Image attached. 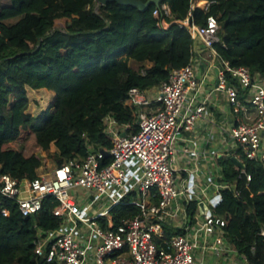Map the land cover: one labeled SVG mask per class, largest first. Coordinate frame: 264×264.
<instances>
[{"label": "trees", "instance_id": "trees-1", "mask_svg": "<svg viewBox=\"0 0 264 264\" xmlns=\"http://www.w3.org/2000/svg\"><path fill=\"white\" fill-rule=\"evenodd\" d=\"M165 3L173 14L167 30L158 29L154 6L141 12L117 2L97 8L96 0H0V176L21 182L37 178L45 162L40 154L52 145L57 166L86 157L88 144L110 151L108 115L128 126V133H137L138 108L129 92L159 86L173 69L192 62L194 42L178 26L192 8L199 24L208 15L218 18L221 43L216 48L223 59L254 75L264 73V0ZM35 90L54 96L52 107L37 117L26 113L28 92ZM232 158L218 160L221 181L236 184L242 194L223 191L214 213L227 220V238L238 254L248 264H264V167L242 159L252 176L248 184ZM0 201V264H49L35 254L34 242L39 231L61 227L62 219L54 215L56 200L45 199L31 218H24L15 202L1 196ZM197 210V202L189 205L192 220ZM139 214L133 205L112 210L116 226Z\"/></svg>", "mask_w": 264, "mask_h": 264}, {"label": "built area", "instance_id": "built-area-1", "mask_svg": "<svg viewBox=\"0 0 264 264\" xmlns=\"http://www.w3.org/2000/svg\"><path fill=\"white\" fill-rule=\"evenodd\" d=\"M96 3L98 8L100 4L97 0ZM153 16L158 29L167 30L171 26L173 14L165 1L155 7ZM178 26L188 32L194 47L199 42L209 52L210 67L217 71L213 90L202 95L194 49L192 62L173 69L161 85L130 90L132 104L138 108L137 133H128V126L120 125L111 115L104 119L105 133L112 139L110 151L88 144L86 157L66 161L31 181L0 176V196L15 202L24 218L36 216L45 199L56 200L54 215L62 219L61 227L39 231L34 242L35 254L47 263L198 264L199 245L192 235L168 239L165 235V226L182 212L183 206L178 205L180 198L185 199L186 210L193 202L199 208L201 202L206 203L208 209L200 216L205 237L201 249H211L217 257L221 256L219 247L227 239L228 222L214 210L222 202L223 191H232L239 198L242 190L236 184L221 181L223 172L218 160L233 157L242 164L244 159L264 167V73L254 75L249 68L234 67L221 57L216 48L221 43L216 16L208 15L205 23L199 24L194 20L192 8ZM214 95L223 99L213 100ZM218 103L226 107L221 112L222 121L216 120L212 113ZM202 122L208 126L209 140L216 141L219 147L213 154L215 165L210 167L215 171L205 182L209 186L200 190L198 153L191 146L179 149L178 143L192 144L182 134L193 133ZM178 152L183 164L180 177L175 170ZM187 157H193L194 168L186 167ZM108 158L110 161L106 163ZM242 176L246 177V183L252 182L246 165L241 169ZM210 187L215 189L213 197L207 193ZM76 191H82L84 197ZM132 195L134 198L125 202ZM99 200L106 202L107 208L91 214ZM120 204L136 206L140 214L116 226L112 210ZM183 229H189L187 216ZM261 234L264 236V227ZM211 237H215V244H211ZM157 239L165 241L167 251L158 246ZM242 259L248 264L245 257Z\"/></svg>", "mask_w": 264, "mask_h": 264}, {"label": "crops", "instance_id": "crops-1", "mask_svg": "<svg viewBox=\"0 0 264 264\" xmlns=\"http://www.w3.org/2000/svg\"><path fill=\"white\" fill-rule=\"evenodd\" d=\"M195 51H196V55H195L194 62H195L196 69H197L198 74H199L200 83L202 85V88H201L202 95H205L214 89V87L217 83V71L215 68L210 67V64H211L210 63L211 62L210 54L208 51H206L204 49V47L201 43H199V42L196 43ZM146 65L148 67H151L153 65V63H147ZM29 92H28V95H29ZM40 92L43 94H46V95H50V93H48L46 90H43ZM215 98L223 99V96L214 95L212 99L215 100ZM225 109H226V107H225V104H223V103L220 105L218 103L217 107L212 109V113H213L216 120L222 121V113L221 112H223V110H225ZM182 137L184 139H191L193 141L192 144L179 141L178 147H179V149H180V146L181 147L191 146L192 148H195V150L198 153V164L200 166V171H201L200 180L202 182V183H198V186H199L200 190L206 189L209 186V183H205L206 180L208 179L207 177L210 175V173L212 174V172L215 171V169L214 170L210 169V167L214 166L215 162H216L214 157H213L214 156L213 154L218 149L219 146L216 143V141L209 140V138H208L209 137L208 126L203 122L197 126V129L193 133H183ZM180 156H181L180 152H178V162L175 165L176 175H178V177H180V166L183 167V164L180 163ZM184 157H185V155H183L181 157V159ZM187 158H188V163H187L186 167H188L189 169L194 168L195 163H194L193 157H187ZM55 167H57V165L54 162L52 164V167H50L49 172H52L53 169H55ZM41 169H43V167H41L38 170V175H40L39 171ZM207 193H208L209 197H213L215 194L214 187H210L208 189ZM76 194H78L81 198L84 197L82 191H76ZM184 200H185L184 198H180L178 201V205L183 206L182 207L183 209H182V212L180 213V216H178L175 220H173V219L170 220L169 224L165 226L166 238L167 239L171 238V236L168 235L169 233H173V232L179 231V230L183 231L184 234L192 235L194 242L199 245V248H198L197 253H196V259H197L198 264H244L242 256H240L238 254L237 250L231 244V242L228 240V238L224 239V241L222 242V244L219 247L222 250V252H221L222 254L219 257H217L215 255V251H213L211 249L205 250V251H203L201 249V248H203L205 237H204L202 221L200 218V216H201V211L199 210L200 208L198 207L197 213L192 220L190 215H189L188 210H186V208H185ZM94 208H95V206H94ZM92 210H91V214H97L100 212V211L96 212V210H94L92 212ZM186 216L188 217V224H189L188 230L183 229V224H184V220H185ZM210 242H211V244H215V237H211ZM157 244L163 251H167L164 240L157 239Z\"/></svg>", "mask_w": 264, "mask_h": 264}, {"label": "rangeland", "instance_id": "rangeland-1", "mask_svg": "<svg viewBox=\"0 0 264 264\" xmlns=\"http://www.w3.org/2000/svg\"><path fill=\"white\" fill-rule=\"evenodd\" d=\"M131 64L135 68H137V65L133 61L131 62ZM40 91L43 90H35L33 92L32 91L29 92L30 106L26 113L34 117L39 116L46 109L52 107L54 102V96L51 97V95L43 94ZM56 153H57V149L54 145H52L51 150L49 152H42L40 154V156L44 159L45 162L43 169L39 171V174H46L50 171V167H52V164L54 163V159L52 158V156L55 155ZM95 208L92 210V212L94 210H96V212L102 211L107 208V203L102 200H99Z\"/></svg>", "mask_w": 264, "mask_h": 264}, {"label": "water", "instance_id": "water-1", "mask_svg": "<svg viewBox=\"0 0 264 264\" xmlns=\"http://www.w3.org/2000/svg\"><path fill=\"white\" fill-rule=\"evenodd\" d=\"M163 1L165 0H147L146 2H143L142 0H97V2L102 6L110 2H117L124 6H133L134 8L140 10L141 12H146L153 6L159 7ZM106 154L110 156L109 153H106ZM232 160L240 169H245V165L242 164L238 159L232 158ZM199 206H200L201 213L205 214L208 209L206 204L204 202H201Z\"/></svg>", "mask_w": 264, "mask_h": 264}]
</instances>
